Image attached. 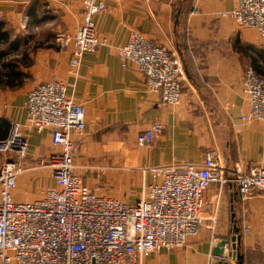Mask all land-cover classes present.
<instances>
[{
  "label": "crops",
  "instance_id": "1",
  "mask_svg": "<svg viewBox=\"0 0 264 264\" xmlns=\"http://www.w3.org/2000/svg\"><path fill=\"white\" fill-rule=\"evenodd\" d=\"M97 1L105 4V11L95 17L97 35L107 45L81 58L76 79L68 75L71 44L61 49L56 41L58 50L46 47L26 53L28 63L16 69L20 78L0 83V118L21 123L26 93L40 83L53 78L75 82L74 101L85 108L84 133L73 136L75 172L99 196L129 204L139 195L142 168L199 164L207 149L220 153L229 170L246 173L252 165L264 168V125L241 119L249 111L243 94L245 69L254 66L240 51L251 46L264 53V40L255 30L239 28L223 15L237 0ZM82 2L0 0V22L4 29L22 34L25 46L41 41L42 32L49 35L45 44L52 45L53 35L55 41L75 34ZM30 11L43 21L34 25L27 15ZM133 31L155 45L178 50L186 73L179 106H165L158 94L146 89L135 68H122L115 49ZM153 122L162 124V133L147 149L139 148L136 137ZM26 137L27 166L58 150L50 142L49 130L26 131ZM146 177L149 181L150 175ZM48 186L53 181L45 168L24 172L12 191L13 199L36 201ZM203 203L205 220L199 233L189 237L185 247L156 252L142 264H208L211 260L219 264L211 241H229L234 222L239 228L241 264H264V197L241 199L234 184L211 185ZM213 215L217 220L211 230ZM223 251L231 255L230 247Z\"/></svg>",
  "mask_w": 264,
  "mask_h": 264
},
{
  "label": "built area",
  "instance_id": "2",
  "mask_svg": "<svg viewBox=\"0 0 264 264\" xmlns=\"http://www.w3.org/2000/svg\"><path fill=\"white\" fill-rule=\"evenodd\" d=\"M104 9L102 1L83 0L75 34L56 39L61 49L71 44L68 75L73 79L81 58L108 43L98 37L95 24ZM223 15L264 40V0H237ZM115 51L122 68H135L146 89L158 94L165 106L180 105L186 74L176 51L135 31ZM74 83L53 78L29 90L23 121H11L0 140V264H142L156 252L185 247L199 233L205 220L203 197L211 185L234 184L241 199L264 197L263 167L252 165L246 173L229 170L215 149H207L199 164L142 168L141 190L133 204L99 196L75 172L73 136L84 133L85 108L74 101ZM243 94L249 111L241 119L264 125V76L252 66L245 69ZM44 130L50 131V142L58 150L27 166L26 131ZM162 131V124L153 122L136 137L137 146L147 149ZM39 168L49 170L53 186L44 188L36 201H14L12 191L20 176ZM216 220L210 217L211 230ZM217 244L213 238L211 246ZM214 259L219 264L233 260L229 254Z\"/></svg>",
  "mask_w": 264,
  "mask_h": 264
},
{
  "label": "trees",
  "instance_id": "3",
  "mask_svg": "<svg viewBox=\"0 0 264 264\" xmlns=\"http://www.w3.org/2000/svg\"><path fill=\"white\" fill-rule=\"evenodd\" d=\"M30 17L31 22L35 25L41 23L43 21V17H39L37 12L30 11L27 13ZM8 45V49L18 50L22 43L21 40L14 39L10 40L8 30L4 29L3 22H0V44ZM24 44V43H23ZM243 55L249 58L250 63L254 66V70L259 74L264 76V53L261 50H257L254 47L248 46L245 49L240 50ZM5 52L0 50V59L4 56ZM10 68L8 72L5 74L6 83H10L11 81H15L20 78V73L15 71L12 66H7ZM10 122L5 118H0V140L4 139L9 131ZM233 226V224H232Z\"/></svg>",
  "mask_w": 264,
  "mask_h": 264
},
{
  "label": "rangeland",
  "instance_id": "4",
  "mask_svg": "<svg viewBox=\"0 0 264 264\" xmlns=\"http://www.w3.org/2000/svg\"><path fill=\"white\" fill-rule=\"evenodd\" d=\"M48 28H51V27H48ZM8 32H9L10 40H14L15 38H19L20 37L19 40L23 41V39L25 38L22 34L20 35V33L17 35L14 32V30H9ZM29 33H32V32L29 31ZM48 38H49L48 33L45 35L42 32V40L41 41L38 40V42H36L35 44H31V45H28V46H25L23 43H21L20 44L21 46L19 47V49L15 50V51L11 50V49H8V45H6L4 43L0 44V50L5 52L4 56L0 59V83L4 82L6 80L5 74L10 69V68H7L8 65L12 66L13 69L16 71V69H19V64H21V63L27 64L28 63L27 61H25L26 53H35L39 49H44L46 47H48V48L49 47H54L55 49L58 50L59 46H57V44H56L57 37H56V39L54 41V35L52 36V40H51L52 41L51 42L52 45L48 44V43L45 44V41L48 40ZM17 72H19V71H17ZM3 159H4L3 156L0 155V165L4 162ZM45 170H47V172L49 173L48 169L45 168ZM43 187H44V185H43ZM138 196H137V198H135L136 200L138 199Z\"/></svg>",
  "mask_w": 264,
  "mask_h": 264
},
{
  "label": "water",
  "instance_id": "5",
  "mask_svg": "<svg viewBox=\"0 0 264 264\" xmlns=\"http://www.w3.org/2000/svg\"><path fill=\"white\" fill-rule=\"evenodd\" d=\"M176 53L182 62L183 71L185 73L184 61L182 60V57H180L178 50H176ZM232 228H233V233H234L233 237L229 241L225 240V241L219 242L215 246V249L213 250V252H214V256L221 257L224 255V251H223L224 247L228 246L230 247L231 258L235 261L236 264H241L242 262L241 255H240V251H238V246L240 242V234H238L239 228L236 227V222L233 223ZM223 264H227V263H223Z\"/></svg>",
  "mask_w": 264,
  "mask_h": 264
}]
</instances>
